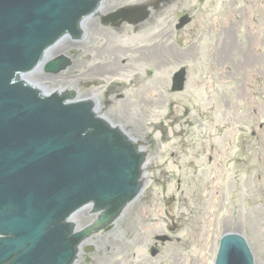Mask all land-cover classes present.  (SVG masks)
<instances>
[{
	"label": "rangeland",
	"instance_id": "374dc122",
	"mask_svg": "<svg viewBox=\"0 0 264 264\" xmlns=\"http://www.w3.org/2000/svg\"><path fill=\"white\" fill-rule=\"evenodd\" d=\"M124 1L138 0H103L102 7L109 10ZM183 15L190 21L176 29ZM149 19L134 27L108 29L111 35L106 38L88 31L90 49L72 53L73 66L81 58L83 69L92 60L98 66L122 65L88 77L89 83L81 78L59 80L61 73L40 71L41 77L30 76L50 89L82 85L78 96L98 98L99 112L110 123L137 140L155 141L147 156L146 172L152 177L146 178L141 194L117 220L119 226L96 236L93 244L105 247L107 264H207L220 235L231 230L246 238L256 264H264L263 146L252 140L235 145L241 135L252 137L251 121L240 116L247 101L242 106L235 89L241 79L248 87L253 82L252 61L241 56L254 38L264 37V0H169ZM224 28L229 29L230 49L219 60ZM105 42L111 44L113 59L97 48ZM156 43L162 51L159 56L152 52L151 44ZM115 46L127 49L118 51ZM260 50L264 54V46ZM188 51L191 55L184 56ZM181 66L186 67L185 88L171 92L172 74ZM82 68L64 73L76 74ZM108 89L115 93L106 100ZM252 146L259 147L260 168ZM91 219L86 210L75 216L79 227ZM163 233L172 239L155 245L154 236ZM152 246L158 252L154 256Z\"/></svg>",
	"mask_w": 264,
	"mask_h": 264
},
{
	"label": "water",
	"instance_id": "95a60500",
	"mask_svg": "<svg viewBox=\"0 0 264 264\" xmlns=\"http://www.w3.org/2000/svg\"><path fill=\"white\" fill-rule=\"evenodd\" d=\"M97 3L0 0V264H71L89 233H74L67 217L91 201L102 210L94 225L106 227L140 189L142 154L90 102L44 95L19 78L60 35L76 36L77 21ZM67 63L58 58L45 69ZM221 242L217 264H252L242 237Z\"/></svg>",
	"mask_w": 264,
	"mask_h": 264
},
{
	"label": "bare ground",
	"instance_id": "6f19581e",
	"mask_svg": "<svg viewBox=\"0 0 264 264\" xmlns=\"http://www.w3.org/2000/svg\"><path fill=\"white\" fill-rule=\"evenodd\" d=\"M244 12V11H243ZM245 14V13H244ZM89 18V17H88ZM242 18L244 19V16L242 15ZM86 22V21H85ZM83 25H84V23H83ZM221 31H223V29L221 30ZM224 34H225V41H224V44H223V47H222V50H221V52H220V58L222 57V59H224L225 58V56H226V54H227V52L229 51V49H230V43H229V29L228 28H224ZM251 32V27L250 26H248V28H247V33L249 34ZM252 42H253V40L251 41V43H250V45L248 46V48L245 50V55H244V57H242L243 56V53H242V56H241V58L244 60V61H249L248 60V57H249V55H248V53H249V50L252 48V46H251V44H252ZM58 44L59 43H57V44H55L54 46V48H53V51H51L52 53H56L58 50H57V46H58ZM256 45V44H255ZM190 53L189 52H187V55H189ZM249 59H251L250 61H253V60H255L256 59V57L254 56L253 58L252 57H250ZM138 61L139 60H141V56H139L138 57V59H137ZM94 101H95V99H94ZM95 104H96V101H95ZM95 109L96 110H99V107L98 106H95ZM145 176H146V174H144Z\"/></svg>",
	"mask_w": 264,
	"mask_h": 264
},
{
	"label": "flooded vegetation",
	"instance_id": "af4514ba",
	"mask_svg": "<svg viewBox=\"0 0 264 264\" xmlns=\"http://www.w3.org/2000/svg\"><path fill=\"white\" fill-rule=\"evenodd\" d=\"M262 96V95H261ZM253 115L257 118V114L261 113L264 114V95L262 96V99L260 101V104L256 106V108L252 109ZM260 127H262V133L264 134V125L261 124Z\"/></svg>",
	"mask_w": 264,
	"mask_h": 264
}]
</instances>
